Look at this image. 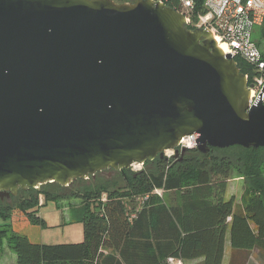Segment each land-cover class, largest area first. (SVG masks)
<instances>
[{"label": "water", "instance_id": "1", "mask_svg": "<svg viewBox=\"0 0 264 264\" xmlns=\"http://www.w3.org/2000/svg\"><path fill=\"white\" fill-rule=\"evenodd\" d=\"M153 0H0V198L196 149L264 147V104Z\"/></svg>", "mask_w": 264, "mask_h": 264}, {"label": "trees", "instance_id": "2", "mask_svg": "<svg viewBox=\"0 0 264 264\" xmlns=\"http://www.w3.org/2000/svg\"><path fill=\"white\" fill-rule=\"evenodd\" d=\"M203 3L204 0H194L189 13L192 23L205 13ZM165 4L177 12L180 10L176 0H167ZM187 28L195 29L192 24ZM233 60L240 73L249 71L243 60L238 57ZM232 171L244 183L236 207L233 197L225 199ZM156 189L163 194L169 190L188 193L183 206L188 210L187 222L196 216L201 218L197 226L177 219L181 231L177 229L174 236L169 235L177 248L168 258L203 257V264H221L227 233L233 251L258 250L264 254V147L213 148L205 154L196 148L189 149L172 160L146 162L143 169L134 173L121 170L109 179L96 174L64 187L47 183L36 189L19 190L16 196L0 198L2 219L10 218L18 210L31 225L46 228V221L38 216L41 207L49 201L78 200L82 241L32 243L25 235L13 234L9 222L0 227V240L4 239L15 254L16 264H101L105 251H119L126 241L163 238L156 229L163 225L165 213L171 217L163 197L154 193ZM146 195L148 199L138 206L136 199ZM196 196L199 201L193 200ZM168 258L156 264H168Z\"/></svg>", "mask_w": 264, "mask_h": 264}, {"label": "built area", "instance_id": "3", "mask_svg": "<svg viewBox=\"0 0 264 264\" xmlns=\"http://www.w3.org/2000/svg\"><path fill=\"white\" fill-rule=\"evenodd\" d=\"M164 3L167 0H153ZM179 13H182L186 26L192 24L194 28L207 29L217 39V44H224L227 48L225 54H230L243 60L249 67L244 74L250 92L249 107L259 102L264 104V52L254 41L255 28L264 23V0H204L203 8L205 13L199 14L196 21L192 23L190 11L194 6V0H176ZM196 135H188L181 139L178 150L181 148L195 149ZM163 157L172 160L175 157L174 150H164ZM144 166L133 163L130 172H138ZM158 196L163 191L154 190ZM148 199V196L136 199L138 206ZM135 215V214H134ZM131 216V218L134 217ZM168 264H182L180 260L168 258Z\"/></svg>", "mask_w": 264, "mask_h": 264}, {"label": "crops", "instance_id": "4", "mask_svg": "<svg viewBox=\"0 0 264 264\" xmlns=\"http://www.w3.org/2000/svg\"><path fill=\"white\" fill-rule=\"evenodd\" d=\"M243 188V179L241 177L231 176L227 184L225 199L229 200L231 197H233L234 207H236L237 204L239 205ZM188 195V193H185L183 195L182 191L169 190L164 192L163 202L166 209L169 211L171 219L169 218L167 213H165L163 225L156 229V233L163 234V238L156 240L143 239L126 241L119 251H105V256L102 258L101 264H156L159 260L170 257L177 248V244L172 236H174V234L177 232V229L181 231L177 219L179 218L180 221H182V223L186 225H189L190 223V226H197L198 222L201 221V218L196 216L195 219L187 222L185 214L188 210L185 211V209H183V206L185 205L184 197ZM193 200L199 201L200 198L196 196L193 198ZM70 201L72 200H61L55 202V206L56 208H59L60 206H65L67 204L70 209H72L73 206L74 208L80 206L78 200L76 203L74 201ZM185 208H187V206ZM3 222V224L8 223L9 218L6 220L3 219ZM69 222H72V220H68V223ZM2 225H0V227ZM46 225L48 227L47 222ZM169 235L172 236L169 237ZM4 245L7 247L6 241L4 239L0 240V250L3 252L5 251ZM175 259L180 260L182 264H203L204 261L203 257H175ZM221 264H264V254H262L258 250L245 252L233 251L230 245V236L229 233H227L224 241L223 258Z\"/></svg>", "mask_w": 264, "mask_h": 264}, {"label": "rangeland", "instance_id": "5", "mask_svg": "<svg viewBox=\"0 0 264 264\" xmlns=\"http://www.w3.org/2000/svg\"><path fill=\"white\" fill-rule=\"evenodd\" d=\"M116 3L129 2L131 0H113ZM254 41L256 44L264 50V23L255 28ZM143 169L144 166H141ZM232 177H238L235 171H232ZM163 197V194H162ZM77 202L72 200L70 202ZM65 205V204H64ZM238 205V204H237ZM79 207H72L70 209L67 204L56 208L53 201L47 202V204L41 207L38 211L40 217H42L48 224L45 229L37 226H32L24 218L23 214L14 210L9 223L11 224V231L13 234L25 235L30 242L39 244H61V243H78L82 241V226L78 221L80 216ZM38 215V216H39ZM72 222L68 223V220ZM3 219L0 217V225H2ZM5 251L0 250V264H16L15 254L4 245Z\"/></svg>", "mask_w": 264, "mask_h": 264}, {"label": "flooded vegetation", "instance_id": "6", "mask_svg": "<svg viewBox=\"0 0 264 264\" xmlns=\"http://www.w3.org/2000/svg\"><path fill=\"white\" fill-rule=\"evenodd\" d=\"M119 171H115V170H112V169H107L101 173H97V175L99 176H103V177H106L107 179L109 178H112V177H115L117 175Z\"/></svg>", "mask_w": 264, "mask_h": 264}, {"label": "bare ground", "instance_id": "7", "mask_svg": "<svg viewBox=\"0 0 264 264\" xmlns=\"http://www.w3.org/2000/svg\"><path fill=\"white\" fill-rule=\"evenodd\" d=\"M215 41L217 42V39H215ZM218 46L221 48V50L223 51V53H226L227 52V48L224 44H218Z\"/></svg>", "mask_w": 264, "mask_h": 264}]
</instances>
